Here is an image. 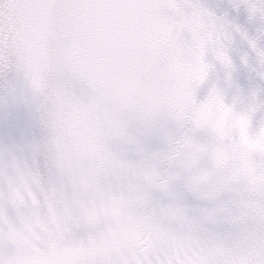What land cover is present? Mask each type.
Instances as JSON below:
<instances>
[{
	"label": "snow or ice",
	"instance_id": "1",
	"mask_svg": "<svg viewBox=\"0 0 264 264\" xmlns=\"http://www.w3.org/2000/svg\"><path fill=\"white\" fill-rule=\"evenodd\" d=\"M0 125V264H264V0H0Z\"/></svg>",
	"mask_w": 264,
	"mask_h": 264
},
{
	"label": "water",
	"instance_id": "2",
	"mask_svg": "<svg viewBox=\"0 0 264 264\" xmlns=\"http://www.w3.org/2000/svg\"><path fill=\"white\" fill-rule=\"evenodd\" d=\"M205 2L208 3L210 6H214L216 3H218V0H205ZM239 20L242 24L245 23L246 17L244 16L243 13L240 14ZM4 136H5V129L2 125H0V139H2Z\"/></svg>",
	"mask_w": 264,
	"mask_h": 264
}]
</instances>
